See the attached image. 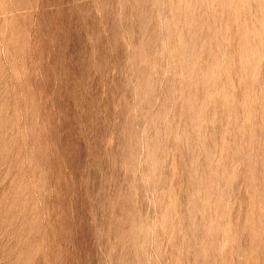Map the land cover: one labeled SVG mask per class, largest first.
<instances>
[{
  "label": "rangeland",
  "instance_id": "1",
  "mask_svg": "<svg viewBox=\"0 0 264 264\" xmlns=\"http://www.w3.org/2000/svg\"><path fill=\"white\" fill-rule=\"evenodd\" d=\"M0 264H264V0H0Z\"/></svg>",
  "mask_w": 264,
  "mask_h": 264
}]
</instances>
